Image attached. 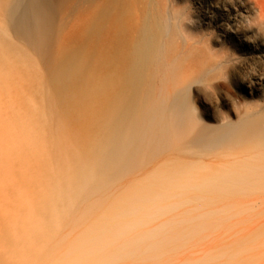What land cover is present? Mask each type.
Segmentation results:
<instances>
[{
	"label": "rangeland",
	"instance_id": "374dc122",
	"mask_svg": "<svg viewBox=\"0 0 264 264\" xmlns=\"http://www.w3.org/2000/svg\"><path fill=\"white\" fill-rule=\"evenodd\" d=\"M139 1L154 12L158 38L140 79L141 106L127 124L125 146L98 169V180L81 189L76 179L96 172L105 129L85 122L79 110L65 120L47 116L39 139L57 166L55 189L44 197L45 211L36 213L30 209L35 188L28 165L22 168L25 181L17 176L2 183L5 173L0 176V264H167L187 239L195 247L212 246L214 258L263 263L264 0ZM86 5L68 0L60 24L91 12ZM12 42L9 54L0 55L8 67L0 70L18 69L22 80L35 82L37 58L29 55L27 62L22 43ZM13 54L27 65H15ZM41 69L39 80L46 72ZM90 84L100 98L80 94L82 101L74 99L78 109L93 100L104 104ZM33 95L40 101V94ZM207 177L241 182L205 192L193 178ZM17 192L20 203L11 200ZM146 201L154 207L146 208ZM9 213L14 220L5 229ZM104 231L117 236L106 241ZM23 239L27 247H19Z\"/></svg>",
	"mask_w": 264,
	"mask_h": 264
},
{
	"label": "bare ground",
	"instance_id": "6f19581e",
	"mask_svg": "<svg viewBox=\"0 0 264 264\" xmlns=\"http://www.w3.org/2000/svg\"><path fill=\"white\" fill-rule=\"evenodd\" d=\"M84 1L92 11L84 12L80 9L79 11L83 12L78 15L77 20L75 19L74 22L73 17L74 23L69 25L63 23L64 26L68 25L64 28L60 24L62 21L60 13L68 0H0V55L5 57V54H9L12 45L8 43H13L15 39L22 43L19 46L23 53L22 58L29 62L28 58L34 56L37 58L35 67L40 68L36 77L38 79L33 77L36 81L31 84L29 80L32 78H26L28 82H25L27 80H22L24 75L21 71L18 72L17 69L15 72H9L7 64H0L2 67L7 66L0 70V176L2 177L5 173L2 183L7 181V178L15 180L17 176H21L25 181L27 172L22 171V168H25V164L28 165L35 188L30 192L32 200L30 209L36 213L45 211L42 209L44 197L46 193L55 189L57 173V166L44 155L46 152H43L39 139L41 136L39 133L45 129L43 120L49 115L58 120H65L66 117L68 119L67 115H78L79 110V115L84 116H81V119H85V122L102 125L105 129L106 141L101 153H98L93 162L96 172L80 175L76 179L81 189L86 188L92 180H98L101 173L98 169L107 164L110 165L114 154L119 155L127 142L125 140L127 124L134 115L138 114L141 106L140 79L146 70L158 38L154 12L139 0H106L104 3H102L103 0ZM56 39H59L58 42ZM58 51H61V54ZM13 57L17 59L12 61L15 65H27V63L24 64L25 61L21 62L18 59V55L13 54ZM41 68L46 72L42 73L43 77L39 80ZM97 73L100 76H97L99 75ZM92 75L96 77L93 78ZM91 78L95 79L94 87L98 90L93 89L94 83ZM87 82L92 83L90 87L93 91H101V100H104V104L93 100L94 103L96 102L95 105L93 101L91 103L87 99L91 104L85 107L82 105L78 109L77 101L83 99L81 95H89L92 99L94 95L100 94L97 92L94 94L91 90L94 94L92 95ZM75 92L78 95L81 94L80 97L75 96ZM34 93L40 94V101L33 95ZM42 94H46L45 98L41 96ZM100 104L103 105L100 106ZM74 111H77V114L72 115ZM25 136L31 139H24ZM16 167H19L21 171L15 169ZM208 177L200 180L196 179L197 176L193 178L203 184L205 192L241 182V180H234L237 179L235 177L223 179L219 177L208 179ZM208 184L210 186H207ZM13 196L11 200L16 203L24 200L21 197L18 200L19 192ZM143 205L150 209L154 207L153 201L143 202ZM21 206L17 204L20 211ZM7 209L4 214H7ZM12 213L21 215L16 211ZM52 213L51 210L49 215L51 216ZM13 220L14 217L9 213L3 223L5 229ZM0 234H2L0 246H3L1 242L4 236L1 230ZM102 235L106 241L117 236L108 231H104ZM189 241L190 239H187L182 247L169 255L167 264H235L240 261L237 259L235 261V257L230 256H227L228 258L220 256L221 259L211 257L212 246L199 248L193 245V247ZM261 242L264 245L263 241ZM19 247H27L24 239L19 241ZM5 251L10 254L8 249ZM225 252L223 251V256ZM9 257L12 256L9 255ZM248 261L245 263L254 264L250 263V259ZM260 264H264V261Z\"/></svg>",
	"mask_w": 264,
	"mask_h": 264
}]
</instances>
